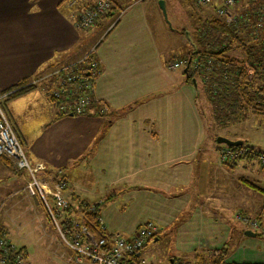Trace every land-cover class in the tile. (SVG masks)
Wrapping results in <instances>:
<instances>
[{
	"label": "crops",
	"instance_id": "1",
	"mask_svg": "<svg viewBox=\"0 0 264 264\" xmlns=\"http://www.w3.org/2000/svg\"><path fill=\"white\" fill-rule=\"evenodd\" d=\"M111 1L109 15L81 32L79 0H0V95L8 96L2 110L28 161L61 177L68 197L100 205L107 234L129 238L151 222L154 241L173 235L180 255L169 256V264H196L197 253L224 247L227 263L264 264L263 253L254 252L264 250V239L245 236L238 219L256 215L264 224V196L241 182L264 190V169L219 163L221 145L200 108V85L187 81L184 70L169 69L189 53L188 32L162 28L158 39V0ZM92 48L100 69L93 98L105 112L93 106L84 115L60 114L44 77ZM25 116L35 120L27 131L19 121ZM223 138L264 151L238 135ZM21 173L0 160V217L10 218L3 227L11 243L15 215L28 219L42 211L45 217L40 200L24 192ZM20 241L16 249L27 251L28 264L31 250ZM136 260L144 264L142 252Z\"/></svg>",
	"mask_w": 264,
	"mask_h": 264
},
{
	"label": "built area",
	"instance_id": "2",
	"mask_svg": "<svg viewBox=\"0 0 264 264\" xmlns=\"http://www.w3.org/2000/svg\"><path fill=\"white\" fill-rule=\"evenodd\" d=\"M76 0H70L73 4ZM82 3L81 10L77 16L75 27L78 30L88 31L93 28L97 21L107 17L112 9L111 0H79ZM141 1V0H140ZM192 6L207 7L214 6L215 13L219 18L230 21L233 18L234 9L238 0H190ZM89 53L78 62L69 66L56 69L49 76L55 81L49 92V99L60 114L63 115H84L93 109L96 102L93 98L95 78L100 69L92 61ZM184 61H178L169 66L170 70L177 69L184 65ZM4 95V94H3ZM0 95L1 100L7 96ZM98 114L105 112L104 107L96 108ZM236 152V153H235ZM244 151L223 150L218 153V161L222 165ZM0 158L11 161L16 172H24L27 181L24 185V192L29 197H38L47 214L56 225L57 219L68 209L69 202L65 197L66 183L64 180L55 177H48L45 174V166L41 163L31 164L23 152L10 124L8 123L0 104ZM264 162V156H262ZM101 237L89 233L85 225H77L71 222V235L67 236L62 232L61 238L66 247L76 256L86 259L92 264H136L133 259L141 252L143 247L151 241L156 233L157 227L151 223L138 226L129 238L119 234L105 233L101 219H98ZM256 228L254 223H249ZM264 233V229L263 232ZM13 255L11 264H27L23 253H17V249L10 243L7 231L0 225V264H7L9 257Z\"/></svg>",
	"mask_w": 264,
	"mask_h": 264
},
{
	"label": "trees",
	"instance_id": "3",
	"mask_svg": "<svg viewBox=\"0 0 264 264\" xmlns=\"http://www.w3.org/2000/svg\"><path fill=\"white\" fill-rule=\"evenodd\" d=\"M189 40L192 48L181 61L187 66V71L184 72L187 81L196 78L201 85L212 118L208 126L211 123L221 130L226 125L241 122L248 116L264 117V1L262 5L240 12L239 17L230 21L217 15L204 21L197 20ZM23 83L24 81L19 85ZM94 106L100 107L96 103ZM218 136L215 134L213 140ZM241 142L242 145L235 149L245 150L241 157L244 161H257L259 155L264 154L247 147L245 141ZM0 160L8 166L11 165L5 158ZM47 176L61 179L57 174L47 173ZM260 193L264 196V191ZM67 200L69 207L58 218L60 229L67 236L71 235L70 224L75 221L78 226L85 225L90 234L101 237L98 222L100 205H89L75 195L67 196ZM44 212L47 221L54 226L45 209ZM260 214L264 215V202ZM19 252L26 258L23 248L17 249V253ZM227 254L226 247L211 252L208 257L199 253L196 255V263L236 264L225 261ZM12 257L13 255L9 257L7 264H11ZM133 261L139 264L135 257Z\"/></svg>",
	"mask_w": 264,
	"mask_h": 264
},
{
	"label": "rangeland",
	"instance_id": "4",
	"mask_svg": "<svg viewBox=\"0 0 264 264\" xmlns=\"http://www.w3.org/2000/svg\"><path fill=\"white\" fill-rule=\"evenodd\" d=\"M163 1L165 5V17H163L161 12H158V21L160 24L158 28H156V34H157L158 39H160V36H161L160 29L162 28L166 29V31L167 30L171 31L172 29H176L180 31V33L181 32L184 33L185 31H187L189 36L191 37L192 28L197 24V20L204 21L210 17H216L215 9L213 6H207V7L195 9L190 4V0H163ZM263 1L264 0H238V3L234 9L233 18L239 17L240 12L242 11L249 10L250 8L258 6V5H262ZM80 31L82 32V30ZM185 48H187L188 51H190L192 46L189 44V42L187 43V41H185ZM181 60H182V57L179 58V61ZM66 66H69V65H66ZM59 68L60 67L56 69H59ZM56 69L47 73L45 77L46 76L48 77L49 74L55 71ZM183 70H184V66H181L178 68L179 72H183ZM54 81L55 80L53 78L45 79V84H46L45 86L48 85V87H51L52 89V87L54 86L53 85ZM195 82L198 85H200L197 79ZM37 85L38 84L34 82L33 85H28L25 88L27 90L28 88H34ZM7 98L8 96H5L1 100L0 104L2 108H4L3 106H4V103L7 101ZM198 101H199V105L202 110L203 116H205V122L206 123H208L209 121L211 122L212 120V118L210 117L211 114L208 111V107L205 102L203 91L201 88L198 92ZM29 119H30L29 116H25L24 119H19V121H21L20 124L23 126L25 131L29 129L30 125L35 123V120H29ZM215 126L217 125L210 123L209 130L220 136L225 135L226 137L227 136L233 137V136L238 135L242 139H245L247 142H249V144L257 145L262 150H264V117L248 116L243 121L226 125L221 130H218ZM226 149L233 150V151L237 150L235 148H228L224 145H221L219 147L218 153ZM239 150L241 149H238L237 152ZM242 151H245V150H242ZM260 152L264 153V151H260ZM244 153L245 152H243L242 155H244ZM242 155H240L239 153L236 156L237 158L233 160L230 159L227 162L223 163L222 165H225L228 167V166H232L234 164L240 163V162L249 163L247 161H244L241 158ZM262 156H264V154H260L257 161H253V163H254V166L263 170L264 162H262V159H261ZM8 161L11 163L10 160ZM16 173H19V172H16ZM241 182L244 184L245 187L251 189L254 193L261 194L260 191H264L260 189L253 182L250 183V182H246L245 180ZM255 188L259 189V191H256ZM65 197L67 198L66 192H65ZM104 197H107V195H104ZM36 198L38 199L37 196ZM31 200H34V199H31ZM261 209H262V205H261L260 211ZM31 215L32 216L28 217V219L26 216L22 219L18 215H15L16 217H15L14 223L15 225L18 226L17 227L18 229L16 228V226H14L9 231L12 242H13L12 244L15 248H20V246H23V243L20 241L21 238L26 241L25 243L26 248L31 250L29 254L27 255L28 264H92V263H89L86 259L79 258L66 247L64 240H62L61 238V234L63 233L58 230V228L60 229L59 227L60 220L57 219L56 225L54 223V226H52L47 223L44 217V213H42V211L39 213L38 217H35V215H33L32 213ZM238 219L242 222V225H244L245 230L256 233L254 240L264 239V233H262L264 229V224L258 221V218L256 215L255 216L245 215V216L238 217ZM9 221H10V218L6 219L5 217H2V218L0 217V225L2 226V228H4L3 224ZM249 223H254L256 225V228L252 227ZM22 224L27 226L29 229H27V227H25ZM15 232H18L17 236L15 235ZM254 240L252 239L251 241L254 242ZM174 242L175 241H174L173 235L171 234H168L167 236L162 235L159 239H157V241H154V239L149 241L141 251L142 260L144 264H169L168 263L169 256L179 258L180 252L175 246ZM243 250H245V248L242 249V252ZM25 252L27 254L26 250ZM254 252H260V253H263L264 255L263 249L256 250ZM203 254L207 257L208 255H211V253H208V252L203 253ZM181 264H183V262Z\"/></svg>",
	"mask_w": 264,
	"mask_h": 264
},
{
	"label": "water",
	"instance_id": "5",
	"mask_svg": "<svg viewBox=\"0 0 264 264\" xmlns=\"http://www.w3.org/2000/svg\"><path fill=\"white\" fill-rule=\"evenodd\" d=\"M157 4H158V7L159 9L161 10L162 12V15L163 17H165V5H164V1L163 0H158L157 1ZM187 71V67L184 68V72ZM191 83L192 85L195 87L196 83H195V80L194 79H191ZM216 143L219 144V145H224L228 148H235V147H239L242 145V142L241 141H231V140H228L226 138H223V137H217L216 138ZM245 236L247 237H255L256 236V233H253L251 231H246L244 233Z\"/></svg>",
	"mask_w": 264,
	"mask_h": 264
}]
</instances>
